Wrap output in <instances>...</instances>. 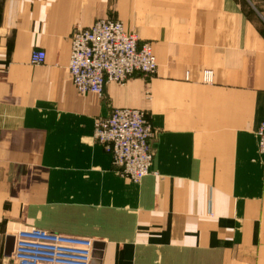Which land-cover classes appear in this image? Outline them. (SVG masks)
<instances>
[{
	"label": "crops",
	"instance_id": "0c3cea01",
	"mask_svg": "<svg viewBox=\"0 0 264 264\" xmlns=\"http://www.w3.org/2000/svg\"><path fill=\"white\" fill-rule=\"evenodd\" d=\"M263 2L0 0V264L32 227L90 238L92 264H264ZM98 18L149 42L155 73L78 93L70 36ZM113 108L154 129L139 183L92 139Z\"/></svg>",
	"mask_w": 264,
	"mask_h": 264
},
{
	"label": "built area",
	"instance_id": "2783aa9c",
	"mask_svg": "<svg viewBox=\"0 0 264 264\" xmlns=\"http://www.w3.org/2000/svg\"><path fill=\"white\" fill-rule=\"evenodd\" d=\"M44 60L42 50L29 57L31 64ZM156 67L151 44L139 43L119 20L98 18L70 36L67 70L78 93L101 96L106 83L122 84L134 74L150 76ZM154 134L143 110L113 108L107 117L94 120L92 139L110 155L116 172L139 183L149 173ZM256 135L258 151L264 154V120ZM92 247L90 238L35 227L20 229L14 235L12 264H92Z\"/></svg>",
	"mask_w": 264,
	"mask_h": 264
},
{
	"label": "rangeland",
	"instance_id": "374dc122",
	"mask_svg": "<svg viewBox=\"0 0 264 264\" xmlns=\"http://www.w3.org/2000/svg\"><path fill=\"white\" fill-rule=\"evenodd\" d=\"M263 4H264V2H263ZM131 32V31H130ZM132 33H134V32H132ZM135 34V33H134ZM137 36V35H136ZM137 39H138V37H137ZM154 55V54H153ZM157 64V63H156Z\"/></svg>",
	"mask_w": 264,
	"mask_h": 264
},
{
	"label": "bare ground",
	"instance_id": "6f19581e",
	"mask_svg": "<svg viewBox=\"0 0 264 264\" xmlns=\"http://www.w3.org/2000/svg\"><path fill=\"white\" fill-rule=\"evenodd\" d=\"M69 54H70V52H69ZM206 78V77H205Z\"/></svg>",
	"mask_w": 264,
	"mask_h": 264
}]
</instances>
